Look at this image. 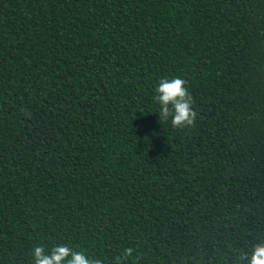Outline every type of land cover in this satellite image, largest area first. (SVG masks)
Instances as JSON below:
<instances>
[{"label":"trees","instance_id":"16d2710c","mask_svg":"<svg viewBox=\"0 0 264 264\" xmlns=\"http://www.w3.org/2000/svg\"><path fill=\"white\" fill-rule=\"evenodd\" d=\"M177 77L183 130L154 100ZM262 241L264 0H0V264H237Z\"/></svg>","mask_w":264,"mask_h":264},{"label":"clouds","instance_id":"9594fccd","mask_svg":"<svg viewBox=\"0 0 264 264\" xmlns=\"http://www.w3.org/2000/svg\"><path fill=\"white\" fill-rule=\"evenodd\" d=\"M182 78L162 79L155 89L154 100L159 104L160 121L167 122L175 129L183 130L195 125L197 113L193 110V97L185 87ZM134 249L129 247L115 257V264H138L133 257ZM34 264H103L101 259L89 257L84 251L74 250L66 245H58L46 253L43 246L33 250ZM237 264H264V241L252 246L249 253L237 257Z\"/></svg>","mask_w":264,"mask_h":264}]
</instances>
